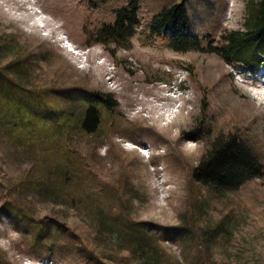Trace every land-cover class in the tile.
I'll use <instances>...</instances> for the list:
<instances>
[{
  "label": "rangeland",
  "instance_id": "obj_1",
  "mask_svg": "<svg viewBox=\"0 0 264 264\" xmlns=\"http://www.w3.org/2000/svg\"><path fill=\"white\" fill-rule=\"evenodd\" d=\"M176 1L138 0L129 46L108 49L87 45V32L127 0H0V44L14 39L19 59L27 56L28 88L59 107L66 103L53 94L62 87L103 106L92 134L65 135L59 123L15 139L0 131V264H117L100 258L130 251L115 242L109 210L156 232L163 261L154 264H264V83L213 51L225 31L243 28L255 0H186L203 47L184 52L147 30ZM12 58L1 57L0 67ZM171 87L186 91V105L163 122L159 99ZM227 133L252 142L262 175L213 192L191 172L206 140ZM54 167L52 187L23 181Z\"/></svg>",
  "mask_w": 264,
  "mask_h": 264
},
{
  "label": "trees",
  "instance_id": "obj_2",
  "mask_svg": "<svg viewBox=\"0 0 264 264\" xmlns=\"http://www.w3.org/2000/svg\"><path fill=\"white\" fill-rule=\"evenodd\" d=\"M138 11V0H127L126 4L113 7L111 20L103 21L87 32L86 44L100 43L108 49L110 46H129L130 38L136 34L140 25ZM147 30L153 37L165 41L179 52L200 50L203 47L201 35L191 29L186 0L173 2L156 11L148 21ZM221 39V43L215 45L213 51L237 70L247 68L255 71L264 64V0L248 2L243 28L225 31ZM3 42L0 44V58L7 55L13 58L0 67V131L7 132L15 139L17 134H44L49 124L59 123L63 129L61 132L65 135L76 130L89 134L95 132L102 105H90L84 99L87 95H83V91L64 87L53 96L66 105L59 107L52 104L42 90L28 88L26 72L20 67L21 63L27 61V56L25 60L19 59L23 50L18 47L17 42L14 39ZM187 69L191 72L189 66ZM72 170L68 163L64 164V173ZM59 171V167H54L48 173L36 174L34 182L32 179L23 181L38 187H52ZM261 175L260 159L252 142L234 133L219 134L206 140L205 150L191 172L193 180L213 192L235 189L245 181ZM14 204L15 202L12 205ZM117 211H106L105 216L113 227L115 242L118 245L127 244L129 254L117 258L118 261L115 256L101 254L100 258L116 261L117 264L162 262L156 232L144 230L139 222ZM190 229L184 227V230ZM175 231L180 233L178 228ZM38 236L39 232L36 234L37 238ZM106 237L110 239L109 235ZM98 261L99 264H106L100 259Z\"/></svg>",
  "mask_w": 264,
  "mask_h": 264
},
{
  "label": "bare ground",
  "instance_id": "obj_3",
  "mask_svg": "<svg viewBox=\"0 0 264 264\" xmlns=\"http://www.w3.org/2000/svg\"><path fill=\"white\" fill-rule=\"evenodd\" d=\"M261 96V95H260Z\"/></svg>",
  "mask_w": 264,
  "mask_h": 264
}]
</instances>
